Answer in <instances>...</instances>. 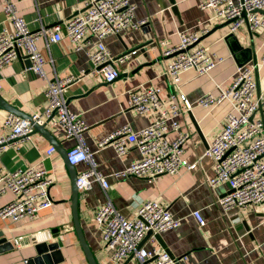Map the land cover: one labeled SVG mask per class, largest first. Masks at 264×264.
Here are the masks:
<instances>
[{
  "label": "crops",
  "instance_id": "crops-1",
  "mask_svg": "<svg viewBox=\"0 0 264 264\" xmlns=\"http://www.w3.org/2000/svg\"><path fill=\"white\" fill-rule=\"evenodd\" d=\"M14 1L29 29L37 31L56 24L64 26L74 13L86 8L89 0ZM131 1L136 5L135 18L147 19L146 24L109 35L105 41L114 56L133 49H137L136 55L115 65L120 74L113 82L105 81L102 75L87 74L65 93L66 99L70 100L68 106L83 113L89 126L84 133L86 144L94 153L98 170L110 184L109 189L105 190L101 183L93 181L90 189L79 191V219L87 244L98 264H139L136 256L118 263L112 260L95 215L108 199L127 217L132 216L144 202L158 200L182 222L178 228L161 233L159 238H146L144 248L166 249L173 257H184L186 264H264V204L225 210L219 199L230 191L229 186L220 183L212 187L208 182L215 171L214 160L207 150L222 130L231 110L230 103L223 101L208 108L195 106L189 111L180 99L181 94L191 101L207 93L217 94L219 89L216 85L227 87L237 67L249 55L253 57L248 62L262 61L264 27L253 31L245 23L227 41L226 37L231 34L230 25L220 26L226 21L217 19L211 8L199 6L201 1L206 0H174L178 13L173 10L171 0ZM4 26L13 28L0 0V31ZM205 27L210 31L218 28L204 35L197 46L208 47L222 60L209 74L200 75L190 69L182 73L179 84L172 83L163 75L165 64L172 57H164L163 53L179 44L181 30L201 31ZM80 43L81 49H76V45L65 36L61 41L47 46V39L41 38L38 45L47 61L46 78L30 69V61L23 54L0 69V96L29 115H43L49 82L57 77L80 75L82 69L91 67L90 55L96 49V39L86 35ZM248 49H252V52ZM255 78L258 97L264 93V62H261ZM142 85L161 88L164 108L171 105L170 93L177 94L175 102L181 107L177 120L182 130L190 132L182 156L188 163H196L195 168H184L178 175L161 174L153 181L134 175H114L140 158L138 145L127 142V153L120 157L112 145L100 147L99 142L121 126L129 125L133 131H139L160 117L158 110L141 114L130 108V92ZM9 113L0 109V137L11 131L4 126ZM47 128L66 150L75 143L73 139H65L62 128H55L51 124ZM176 135L171 130L166 137L173 140ZM51 145L43 133L34 131L0 154V166L8 170L36 166L46 169L53 179L50 186L51 207L33 218L25 217L19 221L0 218V239L7 238V242L0 243V264H90L74 225L72 179L68 163L57 149L51 156L46 155ZM87 168L85 163L76 165L78 174ZM12 200L14 195L10 192L1 195L0 207ZM196 210L201 212L205 225H200L193 215ZM45 242L60 243L56 261L38 256V250Z\"/></svg>",
  "mask_w": 264,
  "mask_h": 264
},
{
  "label": "built area",
  "instance_id": "built-area-1",
  "mask_svg": "<svg viewBox=\"0 0 264 264\" xmlns=\"http://www.w3.org/2000/svg\"><path fill=\"white\" fill-rule=\"evenodd\" d=\"M3 10L12 22V29L4 26L0 31V69L18 60L23 54L31 62L30 69L46 78L45 64L38 41L47 39V46L61 41L65 36L81 49V41L86 35L96 39V49L90 55L91 67L82 69L80 75H68L49 82L46 91L47 105L43 115L32 114L35 123L49 124L62 128L66 140L75 143L67 150L68 162L74 166L85 163L88 168L78 174L79 191L90 189L93 181L101 183L105 190L110 184L107 177L97 168L94 153L86 144L84 133L89 128L83 113L72 110L66 99V91L87 74L102 75L107 82H113L119 76L115 65L123 63L137 53L133 49L119 56L110 52L106 38L120 34L121 31L146 24L147 19L135 18L136 5L131 0H89L86 10L73 16L67 24L42 27L37 31L29 29L25 19L19 14L14 0H1ZM201 8H211L219 20H230V33H234L247 23L251 30L259 31L264 27V0H206L199 3ZM210 29L201 31L181 30L179 44L163 53L172 57L165 64L163 75L172 83L179 84L183 72L194 69L198 74H209L222 60L205 46H194ZM262 61H250L237 67L234 78L227 87L217 84V94L207 93L194 101L181 94L187 110L195 106L212 107L228 101L231 110L221 132L213 139L207 154L214 160V176L209 184L214 187L226 183L230 191L219 199L220 205L229 210L249 204H264V93L256 97L258 82L256 72ZM0 82V89H1ZM161 88L155 85H142L130 92L129 106L143 114L158 110L159 119L147 127L133 131L124 125L99 142L100 147L112 145L118 156L127 153V142H135L140 158L127 165L115 176H138L153 181L161 174L178 175L184 168L193 169L182 156L184 144L190 132L182 130L177 120L181 107L175 102L177 94L170 93L171 105L164 108L160 96ZM262 106V107H261ZM259 116H256L257 114ZM253 119L251 120V117ZM4 126L11 131L0 137V154L7 147L29 137L35 130L33 123L16 113L10 112ZM177 133L173 140L166 137L167 132ZM56 147L51 145L46 155L51 156ZM53 179L44 168L30 166L8 170L0 166V196L8 192L14 195L7 205L0 207V218L19 221L25 217H36L40 211L53 205L50 186ZM200 225L205 220L199 210L193 212ZM95 221L102 229L105 248L115 262H122L130 256H136L139 264H186L184 257H173L162 248L147 249L140 244L148 232L151 237L170 229L178 228L182 219L177 218L158 200L144 202L135 213L127 217L120 213L108 199L100 206ZM20 246V241L17 242Z\"/></svg>",
  "mask_w": 264,
  "mask_h": 264
},
{
  "label": "water",
  "instance_id": "water-1",
  "mask_svg": "<svg viewBox=\"0 0 264 264\" xmlns=\"http://www.w3.org/2000/svg\"><path fill=\"white\" fill-rule=\"evenodd\" d=\"M171 2H172V4H174L173 5V10L178 13V11H177L178 7L176 6V2L174 0H171ZM85 10H86V8L82 9L81 11H77L76 13H74L72 15V17L77 15L80 12L85 11ZM230 23H231V21L227 20L225 23H223L220 26L229 25ZM217 28L218 27L212 29L209 33L214 32ZM233 37H234V34L231 33V34H229L226 37V40L230 41V38H233ZM203 38L204 37L202 36L197 43L192 45V47H194L197 44H199L200 41ZM248 51L252 52V49H248ZM252 57H253L252 54L249 55V58L246 61H244L242 64H240V65L245 64L246 62L251 60ZM30 65H31V62H30ZM69 102H70V100L67 99V104H69ZM0 109L6 110L8 112L16 113V114H18V115H20V116H22L24 118H28L29 120H31V122L33 123V126L35 128L34 131H39V132L43 133L46 136V138L56 147V149L64 156L66 162L68 163V167H69L70 174H71V179H72L71 202H72L75 229L77 231L80 243H81V245H82V247H83V249H84V251L86 253V257H87L89 263L90 264H98L96 259H95V257H94V254L92 253V251H91V249H90L89 245L87 244V241H86V239L84 237V234H83V231H82V227H81V223H80V219H79V189H78V186H77L78 172H77L76 166H74V165H72V164H70L68 162L67 150L62 146V144L59 141H57L54 138V136L51 134V132L47 128V126H48V124L50 122V119H47L46 122L43 123V124L35 123L33 118H32V115H29V114H27V113H25L23 111H20L14 105H12L9 101L3 99L1 96H0ZM191 116H192V119L194 120V122H195V124L197 126L198 131L200 132L199 126L197 125V123H196V121H195V119H194L192 114H191ZM252 119H253V116L251 117V120ZM56 232H57V230H55V233ZM151 235H152V232H148L147 233L146 237L143 239V241L140 244L141 247L143 246L144 241L146 240V238L150 237ZM155 237L159 238L160 234H156ZM2 242H7V238H1L0 239V243H2ZM162 246H163V248H166L164 243H162ZM59 247H60V243L59 242H51V243L45 242V243H43L40 246V249L38 250V256H43L45 259L51 258V259H54L56 261V255L58 253H60L59 251H57L59 249ZM36 260H40V259L36 258Z\"/></svg>",
  "mask_w": 264,
  "mask_h": 264
}]
</instances>
